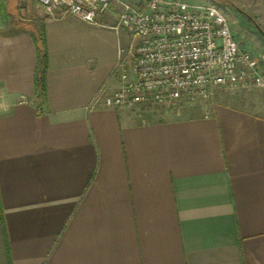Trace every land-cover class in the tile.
I'll list each match as a JSON object with an SVG mask.
<instances>
[{
	"label": "crops",
	"instance_id": "0c3cea01",
	"mask_svg": "<svg viewBox=\"0 0 264 264\" xmlns=\"http://www.w3.org/2000/svg\"><path fill=\"white\" fill-rule=\"evenodd\" d=\"M23 1L0 0V264H264V114L108 107L117 16Z\"/></svg>",
	"mask_w": 264,
	"mask_h": 264
},
{
	"label": "built area",
	"instance_id": "2783aa9c",
	"mask_svg": "<svg viewBox=\"0 0 264 264\" xmlns=\"http://www.w3.org/2000/svg\"><path fill=\"white\" fill-rule=\"evenodd\" d=\"M32 1L50 17L73 15L102 26H108L101 17L112 6V0ZM119 4L110 27L116 32L126 29L135 42L118 48L119 85L104 98L106 106H165L182 99H206L220 86L264 88L257 57L237 42L217 5L189 0Z\"/></svg>",
	"mask_w": 264,
	"mask_h": 264
},
{
	"label": "rangeland",
	"instance_id": "374dc122",
	"mask_svg": "<svg viewBox=\"0 0 264 264\" xmlns=\"http://www.w3.org/2000/svg\"><path fill=\"white\" fill-rule=\"evenodd\" d=\"M8 1V0H7ZM6 5L13 9L18 2L23 0H13ZM16 1V2H14ZM119 1L131 3H141L144 0H112L109 12L117 16L120 10ZM194 3H213L217 5L229 19L231 31L237 42L251 51L259 60V65L264 74V7L253 4H245L236 0H189ZM16 3V4H15ZM258 25V27H257ZM122 40L127 49L135 42L133 35L122 28ZM211 102H223L233 106L245 108L247 110L264 114V88H230L228 86L216 87L210 98L195 97L193 99H182L165 106L157 104H146L147 109L155 113H168L184 110L191 107V110H204ZM170 115V114H166Z\"/></svg>",
	"mask_w": 264,
	"mask_h": 264
},
{
	"label": "trees",
	"instance_id": "16d2710c",
	"mask_svg": "<svg viewBox=\"0 0 264 264\" xmlns=\"http://www.w3.org/2000/svg\"><path fill=\"white\" fill-rule=\"evenodd\" d=\"M257 27H258V25H257ZM36 41H37V43H38V41H40L44 47L43 48V54L41 55V61H43V63H41V65L38 66L37 76H36L37 89H38L40 95H44V93H45V73H46V70L48 67V57H47L46 47H45V34H44V32H41L39 34L38 38H36Z\"/></svg>",
	"mask_w": 264,
	"mask_h": 264
}]
</instances>
